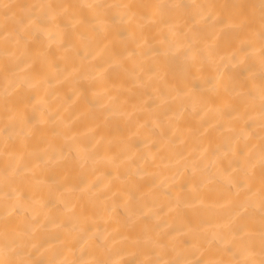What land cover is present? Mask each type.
<instances>
[{
    "label": "bare ground",
    "instance_id": "6f19581e",
    "mask_svg": "<svg viewBox=\"0 0 264 264\" xmlns=\"http://www.w3.org/2000/svg\"><path fill=\"white\" fill-rule=\"evenodd\" d=\"M0 264H264V0H0Z\"/></svg>",
    "mask_w": 264,
    "mask_h": 264
}]
</instances>
